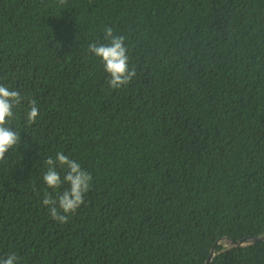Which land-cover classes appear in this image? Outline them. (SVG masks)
Listing matches in <instances>:
<instances>
[{
	"label": "trees",
	"instance_id": "obj_1",
	"mask_svg": "<svg viewBox=\"0 0 264 264\" xmlns=\"http://www.w3.org/2000/svg\"><path fill=\"white\" fill-rule=\"evenodd\" d=\"M107 27L136 70L119 89L88 51ZM0 84L23 97L0 259L205 264L218 239L264 235V0H0ZM59 152L92 176L63 224L42 204L69 187L43 182ZM210 264H264V241L219 244Z\"/></svg>",
	"mask_w": 264,
	"mask_h": 264
},
{
	"label": "clouds",
	"instance_id": "obj_2",
	"mask_svg": "<svg viewBox=\"0 0 264 264\" xmlns=\"http://www.w3.org/2000/svg\"><path fill=\"white\" fill-rule=\"evenodd\" d=\"M59 3L65 5L67 0H59ZM104 38L108 41L107 44L90 43L88 51L99 58L105 72L109 74V87L119 89L133 80L136 70L134 67L129 68L125 37L114 35L112 28L107 27ZM22 100L23 97L19 91L0 84V161L4 160L5 153L14 149L21 140L19 133L11 130L10 122L14 119L13 109L20 105ZM38 115L36 101L30 100L29 109L26 111V124L28 126L35 124ZM45 163L48 166L47 171L43 174L45 185L53 190L59 189L64 183H67L69 187L59 194L58 198H53L51 193L45 192L42 204L47 208L51 219L61 224L67 223L70 215L84 203L83 197L89 191L92 176L82 171L79 163L70 160L62 152L56 154L55 160L48 158ZM57 163L68 169L63 180L56 171ZM17 260L18 257L11 254L0 259V264H16Z\"/></svg>",
	"mask_w": 264,
	"mask_h": 264
},
{
	"label": "water",
	"instance_id": "obj_3",
	"mask_svg": "<svg viewBox=\"0 0 264 264\" xmlns=\"http://www.w3.org/2000/svg\"><path fill=\"white\" fill-rule=\"evenodd\" d=\"M257 241H264V235L245 237L237 241L231 240L228 237H225L223 239H218L215 245L213 246V248L211 249V252L205 264H210L211 258L215 255V247L219 244H222L226 248H242L244 246L250 245L251 243H254Z\"/></svg>",
	"mask_w": 264,
	"mask_h": 264
}]
</instances>
